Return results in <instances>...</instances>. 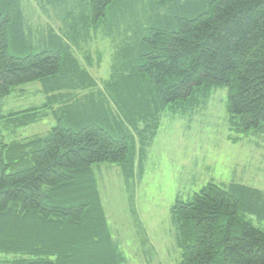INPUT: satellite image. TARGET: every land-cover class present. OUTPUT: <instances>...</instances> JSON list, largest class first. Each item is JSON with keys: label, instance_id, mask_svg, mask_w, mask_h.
Returning a JSON list of instances; mask_svg holds the SVG:
<instances>
[{"label": "trees", "instance_id": "obj_1", "mask_svg": "<svg viewBox=\"0 0 264 264\" xmlns=\"http://www.w3.org/2000/svg\"><path fill=\"white\" fill-rule=\"evenodd\" d=\"M138 2L154 23L142 35L137 23L125 26L100 87L73 47L90 25H108L109 14L122 30ZM88 3L91 16L69 10L65 30L50 27L34 50L22 1L0 0V98L37 80L46 97L0 119L57 122L46 135L1 142L0 264H124L93 165L117 164L125 181L140 178L164 111H194L226 86L230 139L264 132V0ZM171 211L179 264H264V228L247 217L264 214L261 189L209 181Z\"/></svg>", "mask_w": 264, "mask_h": 264}, {"label": "rangeland", "instance_id": "obj_2", "mask_svg": "<svg viewBox=\"0 0 264 264\" xmlns=\"http://www.w3.org/2000/svg\"><path fill=\"white\" fill-rule=\"evenodd\" d=\"M21 1L26 25L35 36L34 50L38 38L50 27L58 32L65 30V23L72 17L69 10L76 17L92 14L89 0H68L58 5L46 0ZM136 4L138 14H128L122 30L116 26L115 16L109 14L108 25L99 29L90 25V35L82 36L73 47L100 87L112 73L115 56L126 38L125 26L137 23L142 35L154 23L151 16L141 14L142 3ZM12 51L22 54L13 47ZM45 99L40 81L24 83L0 98V113L40 105ZM227 104L228 87L218 86L194 111L182 113L171 108L161 113L140 178L137 175L125 181L117 164L93 165L109 226L125 255L124 264H179L183 250L177 242L172 205L177 198L192 197L209 181L221 185L243 183L264 192V132H252L233 142ZM56 123L53 116H48L16 127L0 119V151L1 142L46 135ZM247 217L264 228L262 212H249Z\"/></svg>", "mask_w": 264, "mask_h": 264}, {"label": "crops", "instance_id": "obj_3", "mask_svg": "<svg viewBox=\"0 0 264 264\" xmlns=\"http://www.w3.org/2000/svg\"><path fill=\"white\" fill-rule=\"evenodd\" d=\"M122 172V171H121Z\"/></svg>", "mask_w": 264, "mask_h": 264}]
</instances>
